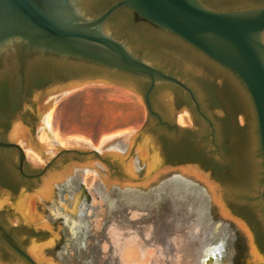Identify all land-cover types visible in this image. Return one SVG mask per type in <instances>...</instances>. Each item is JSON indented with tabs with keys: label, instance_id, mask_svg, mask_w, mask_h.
I'll list each match as a JSON object with an SVG mask.
<instances>
[{
	"label": "water",
	"instance_id": "95a60500",
	"mask_svg": "<svg viewBox=\"0 0 264 264\" xmlns=\"http://www.w3.org/2000/svg\"><path fill=\"white\" fill-rule=\"evenodd\" d=\"M223 1L229 6H252L259 0ZM82 2L84 10L91 9L86 0ZM82 7L80 0H0V63L18 50L21 55L50 53L126 73L149 85L142 94V83L80 77L32 93L22 110L33 117L36 144L17 115L5 134L9 141H0V147L16 148L21 165L24 152L17 142L44 163L59 150L81 154L57 161L29 189L20 187L12 196L0 189V209H5L7 223L31 230L30 237L22 239L24 249L1 226L0 239L30 264H264L251 228L228 207L220 184L196 164L165 163L162 142L153 140L145 127L148 113L165 124L151 107L156 84L181 88L198 106L193 91L182 79L132 50L126 36L132 31L108 23L114 14L129 8L238 75L257 118L263 181L251 199L260 200L264 213V3L218 11L199 0H118L91 16H85ZM189 68L202 72L199 66ZM87 84H114L137 94L145 107L140 130L104 139L98 149L86 141L57 140L49 126L53 106ZM173 92L169 86L156 90L172 117L187 113L174 108ZM89 174L94 180L88 188L81 184L87 193L81 202L80 191L72 192L67 181L75 175L73 179L83 183ZM58 186L67 191L58 192ZM10 261L28 264L16 256Z\"/></svg>",
	"mask_w": 264,
	"mask_h": 264
},
{
	"label": "flooded vegetation",
	"instance_id": "af4514ba",
	"mask_svg": "<svg viewBox=\"0 0 264 264\" xmlns=\"http://www.w3.org/2000/svg\"><path fill=\"white\" fill-rule=\"evenodd\" d=\"M87 1L91 2V0ZM111 2L109 1L104 7ZM262 3L247 7H259ZM133 20L174 35L192 49V56L190 55L189 58L199 56L208 62L209 65L206 67L192 63V61L182 63L181 69L185 72L183 75L156 65L163 71L182 79L193 91L198 106L181 88L168 83L156 84L152 91L153 93L155 90V93L153 97L150 96L151 107L160 115L161 121L165 124L148 113L145 127H149L153 140L162 142L161 154L165 163L171 165L192 163L209 172L210 177L220 184L222 196L228 207L247 222L264 254V243L263 245L260 243L257 231H261V238L264 242L263 207L259 199H251L259 193L262 185L263 161L257 118L249 91L232 70L175 34L138 16ZM114 25L118 29H126V22L123 18L114 21ZM126 36L129 41L130 34L126 33ZM137 41L139 42L138 39ZM173 57H175L173 61L178 58L177 55ZM89 65L86 62L61 58L50 53L21 55L19 50L2 60L0 63V141H9L5 134L13 118L19 115V124L25 126L27 134L33 137L30 141L36 144L35 136H33L35 132L33 117L27 111H23L22 106L29 101L33 92L41 91L50 85L61 84L80 77H102L116 82L117 80H129L142 83L140 89L142 92L143 87L148 83L129 74L118 73V71H93L88 67ZM190 65L201 67L202 72L196 73L189 68ZM159 86L173 88L174 108H184L187 111L184 113L183 123L176 119L179 114L171 116L170 108L163 103L159 93H156ZM246 111H249L251 116H248ZM17 143L24 152L22 165L19 151L16 148L0 147V189L6 190L10 196L20 187L29 189V186L57 161L67 157L75 158L81 154L59 150L47 157L40 169L30 168L31 160L26 159L22 144ZM73 176L75 175L69 178L67 184L72 192L80 191L79 199L83 202L87 193L81 188L83 183L74 180ZM57 191L63 194L67 190L58 186ZM55 197L60 196L56 194ZM60 198L66 200L63 196ZM5 213L4 208L0 209V226L24 249L22 239L29 238L31 230L21 224L10 226L6 221ZM15 256L30 264L0 239V261L11 264L10 258Z\"/></svg>",
	"mask_w": 264,
	"mask_h": 264
},
{
	"label": "rangeland",
	"instance_id": "374dc122",
	"mask_svg": "<svg viewBox=\"0 0 264 264\" xmlns=\"http://www.w3.org/2000/svg\"><path fill=\"white\" fill-rule=\"evenodd\" d=\"M144 118V104L132 90L114 84H87L53 106L50 130L65 141H88L98 149L105 137L139 131ZM177 118L184 119L185 114L180 113ZM25 157L32 166L44 164L34 152L25 151ZM93 180L94 175L89 174L84 186L90 187Z\"/></svg>",
	"mask_w": 264,
	"mask_h": 264
},
{
	"label": "trees",
	"instance_id": "16d2710c",
	"mask_svg": "<svg viewBox=\"0 0 264 264\" xmlns=\"http://www.w3.org/2000/svg\"><path fill=\"white\" fill-rule=\"evenodd\" d=\"M98 1H101V0H91V2L87 1V3H89L91 5V9L90 10H84L82 7L83 2H82V0H80V5L82 7V11H83L85 16H91V15L97 14V13L101 12L106 7V6L105 7L104 6H98L97 5ZM109 1H112L110 3V4H112L118 0H109ZM200 2L203 3L205 6H207L208 8L211 7V8H218V9H228L226 11L250 8L247 6H229L223 0H202ZM260 2L264 3V0H259L258 3H260ZM131 11L132 10L129 8L121 9L119 12H117L116 14H114L112 16V18L109 20V24H111L115 27L114 21H116L120 18L125 19L126 29H123V30H128V31L133 32V35L132 34L130 35L131 37L128 41V45L136 53L141 54L144 59L152 62L153 65L155 64V66L159 65L163 69H169L167 63H172L174 66H176L179 69L177 71V73L180 75H183L181 73L182 72L181 71L182 70L181 65L184 62L192 61V63L199 64V65H202L205 67L207 65H209L206 60H204L203 58H201L199 56L198 57L194 56V57L189 58L190 55L192 56V49H190L187 45H185L182 40L177 39V37H175L174 35H171L170 33L163 32L157 28H154V27L147 25L148 27H151V29H152L151 30L148 27H145V25L143 23L140 24V22H135L133 19L135 17H137V14L134 11H132V12ZM110 31L115 35V37L120 38V35L117 32H115L113 29H110ZM137 39L139 40V42L137 41ZM139 44L142 45L143 48H136L135 45H139ZM173 55H177V57H178L174 61H173V59L175 57H173ZM159 57H161L162 61H158ZM79 61H81V60H79ZM163 61H165V63ZM82 62H85V61H82ZM88 64H90L88 67L90 69H93V71H99V72L104 71V70L110 71V70H107V69L102 68L100 66L91 64V63H88ZM170 70L174 71L172 69H170ZM118 73H122V72H118ZM148 84L149 83H147L143 87L142 94L145 93V91L148 87ZM154 93H155V90L151 94L152 95L151 97H153ZM257 228H258V225H257ZM257 231L259 232V234H258L259 235V241L263 245L264 242L262 241V238H261V231L260 230H257Z\"/></svg>",
	"mask_w": 264,
	"mask_h": 264
},
{
	"label": "bare ground",
	"instance_id": "6f19581e",
	"mask_svg": "<svg viewBox=\"0 0 264 264\" xmlns=\"http://www.w3.org/2000/svg\"><path fill=\"white\" fill-rule=\"evenodd\" d=\"M52 111H53V108H52ZM52 111H51V113H50V122H49V126H51V118H52ZM181 120V121H180ZM179 121L180 122H183V119H179ZM121 133H119V134H116V135H113V136H108V137H105V138H103L102 139V141L104 140V139H107V138H110V137H114V136H117V135H120ZM56 138H57V140H59V141H65V140H63V138H61V137H58V135H54ZM79 141H81V140H79ZM86 142H88V141H86ZM89 143V142H88ZM101 143V142H100ZM34 155L37 157V158H39L40 159V157L38 156V155H36L35 153H34Z\"/></svg>",
	"mask_w": 264,
	"mask_h": 264
}]
</instances>
